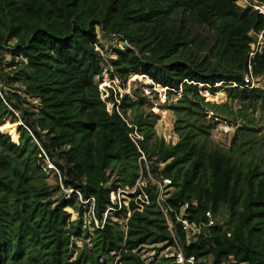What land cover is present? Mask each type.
<instances>
[{
	"label": "trees",
	"instance_id": "1",
	"mask_svg": "<svg viewBox=\"0 0 264 264\" xmlns=\"http://www.w3.org/2000/svg\"><path fill=\"white\" fill-rule=\"evenodd\" d=\"M250 32H264V18L236 0H0V52L9 49L5 67H14L5 73L0 65V128L20 123L17 140L11 128L0 129V264H112L115 257L116 264H146L143 247L155 252L149 264H172L157 260L174 241L153 187L145 190L149 202L141 213L130 202L123 229L104 219L111 193L135 184L141 155L166 163L152 172L172 182L163 204L185 256L264 264V159L244 133L231 149L216 150L200 121L205 109L231 117L226 103H237L240 115L264 110V87L244 82L246 75L264 74V54L250 56ZM112 38L124 46L107 63L97 48L100 39ZM105 67L120 85L143 76L169 94L180 92L175 145L155 137L156 118L141 111L143 100H101ZM16 87L37 106L23 107L29 104L13 93ZM47 161L56 172L47 170ZM76 193L82 201L94 199L102 228H83L88 205ZM185 205L189 223L205 224L209 211L220 225L188 244L176 221ZM68 207H75V221ZM112 214L126 218L127 210Z\"/></svg>",
	"mask_w": 264,
	"mask_h": 264
},
{
	"label": "rangeland",
	"instance_id": "2",
	"mask_svg": "<svg viewBox=\"0 0 264 264\" xmlns=\"http://www.w3.org/2000/svg\"><path fill=\"white\" fill-rule=\"evenodd\" d=\"M197 32L203 34L204 38H208L209 36L208 33H205L202 27L197 28ZM99 45L100 47L97 48V51L101 53L102 57L107 61V63H109V61L111 60L116 59L113 51L115 49H122L124 46L122 42L115 38L100 39ZM252 49L258 54H264V38L257 36V40H255V43L252 45ZM11 59L12 55L9 49H3V51L0 52V65L5 69V73H9L10 71L14 70V67H5L8 63L11 62ZM16 61L17 60H15V62ZM111 72L112 71L110 68H104V80L101 81L98 87L101 100H106L109 97H112L113 102L115 101L117 103H119V101L125 97L133 102L143 100L145 104L142 106L141 111L144 113V115H152L156 118L154 126L155 137L163 140L166 145H173L174 143H176L179 140V136L175 132V126L177 121L179 119H182V116L177 115L174 107H177L179 105V101L181 100L180 92L169 94L165 89H160L159 87L154 85L148 78L143 76H132L126 81V83H122L120 85L112 80L110 76ZM251 81L252 87L263 88L264 74L259 77L251 78ZM13 93L19 95L22 100L29 104V106L23 104V107L31 109L37 106L36 100L31 98L29 99L27 95L23 94L20 88L16 87ZM224 105H226L227 108L232 109L231 117H229L228 115L224 116L213 114L204 108L206 116L205 119L202 118L200 119V121L209 129L208 141L213 143L216 150L227 151L233 147L232 140L234 139V137L238 134L244 133L246 140H253L256 143V146L258 147L256 152L259 154V157L261 159H264V110H243V114L240 115V106L237 103H226ZM112 106V102L107 103L106 109L108 112L111 111ZM126 119L128 123L132 121V113L130 111L126 114ZM18 124L11 125L9 122H6L5 125L0 129L3 130L4 127L11 128L8 133L10 134L11 132H13V135H10L11 139L17 140L18 135L16 131ZM244 127H246L247 129H251L254 132H244L242 131ZM243 148L249 154L248 146H244ZM160 164L161 163H159V165ZM148 166L151 171L153 165L151 163H148ZM153 168L156 169L155 166ZM48 175V177L50 178L51 175ZM152 175L154 176V174ZM115 179L116 175L114 174L110 182ZM54 197L55 199H59L61 198V194L57 192L55 193ZM112 199L114 198H111V200ZM123 200L124 203H126V198H123ZM65 211L70 216L71 221H75L77 219V212L75 207H68L65 209ZM226 215L227 211L225 209H221V216L219 218H223L222 222L226 219ZM107 216L110 217L112 221L118 222L122 229L124 228L126 218L121 217L118 219H114L113 214H108ZM107 216H104V219ZM91 223L92 221H90V218L88 216V209L84 208V217L82 219V224L83 228L87 229L89 233H91L92 231ZM74 245L79 248L82 246V241L74 240ZM157 247L159 248L160 246ZM170 251L171 249H165L164 251H162L158 255L157 260L167 258V254L169 255ZM139 255L141 256V259L144 260V262L149 264L153 260L155 252L152 247H143L139 251ZM117 260L118 257H115L112 264H116ZM203 261L206 264H210L209 260Z\"/></svg>",
	"mask_w": 264,
	"mask_h": 264
},
{
	"label": "built area",
	"instance_id": "3",
	"mask_svg": "<svg viewBox=\"0 0 264 264\" xmlns=\"http://www.w3.org/2000/svg\"><path fill=\"white\" fill-rule=\"evenodd\" d=\"M240 2V3H239ZM236 5L241 8V9H246L250 8L251 13H256L262 18H264V0H236ZM250 37H254L255 40H257L258 37H263L264 38V32L260 33H254L250 32L249 33ZM254 44V43H253ZM251 44V51L252 53L250 56L255 54L256 52L253 51L252 45ZM245 84H251L252 86V81L250 76H245L244 79ZM166 90V89H165ZM135 138L138 140H141L139 136L135 134ZM174 143L173 145H175ZM148 163H151L152 169L150 171V168L148 166ZM159 163H161L160 166ZM139 175L137 180L135 181V184L129 189V188H124V189H119L114 193H111L110 195V206L107 208L106 213L104 216H107L108 214L112 213H120V211L125 208L127 210V216H126V221L130 218L131 212L129 211V205L130 202L133 201L135 204V209L134 212H139L141 213L143 211V208L145 205L148 204V196L146 193L147 186H151L154 188L155 196H156V207L157 209L162 213L164 218L166 219V225L167 229L170 232L174 245L173 247L167 248L166 250L171 249L169 255L167 254V258H171L172 264H206L202 259H197L193 256H185L182 248L178 244L177 240L175 239L172 231V226L171 223L167 220L166 217V210L164 208V200L167 199L170 195V193L174 190L172 186L171 180L164 178L162 176H156L152 170L155 169L153 168L154 166L159 169H163L166 163H162L159 161H156L155 163L153 161H148L144 155H141L139 160ZM158 165V166H157ZM46 167L48 171H54L56 172V169L51 165L49 161L46 163ZM157 168V169H158ZM154 174V176L152 175ZM65 193H68V191L63 190ZM71 192V191H70ZM78 195V200L82 205H88V216L90 218V221H92L91 224H93V227L100 229L102 226H99V223L95 219L94 215V199H89L87 201H82L80 195ZM126 196V197H125ZM121 197V199H120ZM111 198H114L111 200ZM123 198H126V203H124ZM186 208L187 205L181 208L178 216L176 217V221L180 223L181 225V230L185 234L186 237V242L189 244L197 239V237L204 231L206 228H212L215 226H219L220 223L215 219L213 214L211 212H207L205 214V218L207 222L205 224H194V223H189L186 220ZM106 218V217H105ZM104 222V221H103ZM146 263V262H145ZM147 264V263H146Z\"/></svg>",
	"mask_w": 264,
	"mask_h": 264
}]
</instances>
